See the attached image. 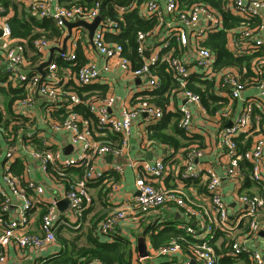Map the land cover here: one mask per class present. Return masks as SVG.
<instances>
[{
	"label": "built area",
	"instance_id": "built-area-1",
	"mask_svg": "<svg viewBox=\"0 0 264 264\" xmlns=\"http://www.w3.org/2000/svg\"><path fill=\"white\" fill-rule=\"evenodd\" d=\"M108 1L118 14L116 19L103 14ZM263 8L264 0H226L224 12L243 20L242 24H246L256 17L261 18ZM12 10L10 5L0 1V56L4 62L1 66L8 82L18 83L28 91L25 98L16 102L15 110L18 113L32 112L36 105V98L32 93L39 89V94L46 98L50 106L67 109L68 115L65 119L50 121L46 117L45 120L49 122L53 133H67L78 152L74 156L65 157L60 149H53L48 142L38 144L39 134L35 133L33 125L21 137H16L4 129L0 130L12 143L4 154L5 165L0 181L2 210L7 214L6 217L0 218V249L15 245L20 249L38 252L56 242V234L61 228L80 229L84 214L93 203L89 184L100 180L104 175L97 171L96 157H124L135 121L145 126L144 144L156 143L148 139V128L161 122L166 112L177 108L180 114L177 126L192 140H188V145L182 149H170L169 155L176 162L171 168L164 159L133 161L132 166L137 171V195L130 205L117 208L103 217L96 228L98 234L109 236L120 224L129 220V217H132L137 226H141L142 223L148 222L150 214L154 211L163 206L175 205L182 210L186 218L178 227L200 242L190 247L188 253L175 241L157 250L147 249L148 256L145 257H141L137 250L133 264H144L149 258L165 260L160 264H174L180 255L184 258L177 261V264H218V255L211 242L221 233L225 234L230 242L228 254L232 258L245 257L251 264H264V246L259 244L260 235L264 232V134L249 147L239 140L243 135L247 138L255 119L264 118V56L254 59V75L246 78L237 68L216 70V56L204 42L225 29L221 12L209 5H188L183 0H91V5L73 2L65 4L64 0H30L29 16L39 20L52 19L64 30L63 40L59 41H62L59 46L61 48L64 38L68 35L66 22L84 20L92 23L100 18L94 30L93 44L89 40L87 29L73 28L67 42V51L58 53L48 67L44 81L41 82L39 74L32 75L26 70L25 49L13 40L9 19ZM128 12H133L147 22H154L152 27L136 33L137 56L141 62L136 68L124 55V45L109 37L121 33V21ZM263 29L262 22L256 28L239 29V36H236V30L228 31V49L236 56L254 55L259 50L264 52V41L260 37ZM82 39L89 43L92 51L95 47L104 62H99L92 57L91 50L83 48L88 62L75 74L79 87L92 86L107 78L114 64L118 65L126 78L133 79V85L126 86L127 93L131 95L130 103L122 108L120 115L113 110L114 94L83 101L77 92L64 89L57 72L58 60L75 61L76 48ZM51 44L52 40L46 37L37 38L32 42L34 51L40 57ZM70 46L74 50H70ZM161 65H165L172 73L173 82L168 87L160 76L153 72L154 67ZM135 80L137 81L134 82ZM208 80L215 82L217 96L230 90L232 99L243 102L240 113L232 124L220 128L216 137L217 150L213 153L214 159L211 162L205 161L210 150L201 146L200 140L196 138L200 132L191 108L201 105V96L189 87L190 83L199 87V82ZM252 88L257 93L244 96V92ZM163 90L165 96L172 100L184 101L183 104L179 107L174 103L164 107L159 105L153 99L159 97L158 92ZM80 104L87 105L91 113L90 118L96 122L100 135H119V142L95 141L97 134L90 126V119L73 112V108ZM232 111V106L229 105L219 112L221 123L229 119ZM16 123L21 126L22 121ZM22 152L38 162L44 173L49 172L51 166L61 176L64 175L63 171L69 168H85L83 176L74 179L65 190V197L70 202L69 214L61 212L59 198L46 196L44 186L29 178L30 176L27 177V174L31 173L26 164L22 178L15 175L11 164L15 159H20L18 157ZM114 170L122 173L123 166L116 164ZM172 171L178 178V185L166 187L162 183L157 184ZM247 177L255 184L252 188L246 187ZM224 179L232 186L234 208L226 201ZM187 183L205 187L209 199L208 209L193 203L184 188ZM41 207L44 212L41 216L40 231H31L28 226L33 212ZM128 209H133V214H130ZM128 239L132 241V238ZM4 260V254L0 251V261Z\"/></svg>",
	"mask_w": 264,
	"mask_h": 264
},
{
	"label": "crops",
	"instance_id": "crops-1",
	"mask_svg": "<svg viewBox=\"0 0 264 264\" xmlns=\"http://www.w3.org/2000/svg\"><path fill=\"white\" fill-rule=\"evenodd\" d=\"M0 1L12 7L13 10L9 14L10 21L15 17L26 18L29 16L28 6L30 0ZM261 18L264 25V8L261 11ZM260 37L264 41V29L262 30V32H260ZM13 40L15 43H18V45L23 46L25 49L27 60V63L25 65L27 66L26 70L28 72H34L37 74L39 73L34 68L50 58L51 48L59 47L60 45H62V41L59 42L60 40L58 41L50 39L52 40L50 48L46 50L42 57H40V55H37L34 51L33 46L28 44L27 39L13 37ZM80 46L84 49L91 50L89 48V43L87 45L85 39H82L79 42L77 48H79ZM70 50H74V48L70 46ZM92 52V57L98 59L99 62H104V59L95 50H93ZM57 55L58 52L55 51L53 59L56 58ZM59 61L61 60H58L59 68L57 72L60 75V79L63 82V87L65 90L76 92L77 88L83 89L84 95L92 97L91 100L95 99L96 96H102L104 92L106 93V95L114 94L115 104L113 110L117 115L121 114V110L124 106L127 107L129 105L131 95L127 93L126 86L133 85V79L126 78L124 74L121 73V71L119 70L117 64H114L113 70L109 75H107V78L103 79L102 81L100 80L98 83L92 86L79 87L75 81V71L71 68L70 65H64L62 64V62ZM2 64H4V62L2 57L0 56V92H5L0 93V101L2 104V109H0V130L4 129L8 133H13L16 137L19 135L21 137L24 136V134L27 132L26 130H28L33 125V127L35 128V133L39 134L37 138L38 144H41V142H48L53 149H60L65 157L76 155L78 151L72 145L69 135L67 133H53L49 128V122L45 120L46 117L50 121L58 119L61 120L63 116L62 111L64 110V107L53 108V106H50L46 98L42 99L40 97L43 95L39 94V96L36 94L35 91L32 93V95L36 98V105L32 112L26 111L25 113H18L15 110V104L20 99H17L14 102V105H12L11 111L9 110L8 102L10 100V92L12 90H15L24 93L26 89L25 87L20 86L18 83L7 81L5 73L3 72V67L1 66ZM47 71L48 68L46 69V72ZM136 81L137 80H135L134 82ZM255 92L257 93L254 88L248 89L246 92H244V96L254 95ZM161 96L169 98L168 96H165V91ZM215 96L216 100H218L216 101V104H220L223 107L221 109L219 108L216 113L210 112L202 102L200 106L191 107L193 110L196 126L198 127V130L200 132V135H198L197 138H199V140H203L202 146L210 150V154L205 158V161L207 162H211L214 159L213 153L217 150L216 137L218 132L220 131V128L224 127L225 125L232 124V121H234L239 115L240 110L243 106V102L241 100L232 99L230 97V90L220 96ZM183 102L184 101L181 100L177 101L170 99L168 104L174 103L176 104V107H179V105L183 104ZM229 105L232 106L233 109L232 115L229 117V119L224 120V123H221V118L218 114ZM178 112L179 111L177 108H173L172 111L166 112V114L164 115V118L166 115L172 116L169 125L165 128V132H167L168 134H174L172 130V124H174L175 120L180 117V114ZM14 113L15 115H18V117L21 119V126H18L16 121H14L13 119L11 120V118L13 117L12 114ZM257 113L260 112L257 111ZM89 119L91 128L97 134L94 137V140L98 142L108 140L109 135H100L96 127V122L91 118ZM219 124H221L222 126H219ZM144 130L145 126L139 121H135L133 123L131 134L129 137V146L125 150V156L121 159L111 157L110 155L96 157L95 162L97 165V171L103 173L104 175L100 180L89 184L93 203L90 207V211L86 214V219L82 220L81 229L67 230L66 228H61L59 230L65 238L72 239L78 235L82 236L83 234H85L91 226V221L94 216H97L98 218L102 219L106 214L112 212L113 210L130 205L131 201L137 195V190L135 188V178L137 171L132 166L133 161H153L157 159H164L170 168L174 166L176 162H174L172 156L169 155L170 149L172 147H166L165 144H160L157 141L156 143L144 144ZM261 134H264V118H261L259 120L257 118L254 120L251 126L249 135L247 134V138L246 135H243V138L240 141H243L246 145V140H251V146L252 143L255 142V140ZM7 138L9 137L0 133V151L2 152V154L0 155V181L2 180V169L5 165L4 154L7 152L6 150H8V148L12 144L9 140H7ZM179 138L181 139V143H188V140L182 139L180 135H178V139ZM182 148L183 147L179 149ZM18 158L22 160L23 165L26 164L30 168L31 174L28 173L27 177L30 176L29 178L40 182L46 190V196L57 197L60 199V203L65 201L63 205L61 204L62 208L60 210L65 215L69 214L70 202L65 197V190L70 185L71 180L77 179L79 177L76 172V170L79 168H69L68 170H64V175L61 176L58 171L54 169L53 166L50 167L49 172L44 173L43 171H41L39 163L32 160L25 152H22L21 156H19ZM116 164H121L123 166L122 173H118L114 170V166ZM160 183H162L166 187H175L179 184V181L175 175V172L172 171L168 177L163 178V180L157 182V184ZM231 187L232 186L224 179V194L226 201L229 203L231 208H234L235 202L234 196H232ZM184 188L187 195L191 198V200L196 206H203L208 209L209 199L207 197V193L205 191L204 186L200 184L187 183L186 185H184ZM201 188H204V190H202ZM42 209L43 208L41 207L34 210L33 215L31 217V223L28 226L29 230L34 232L40 231V211ZM13 210L14 207H12L11 211ZM129 212L130 214H133V209H130ZM177 213L178 215H180L178 218L176 216ZM149 220H154L157 223L156 227L154 228L155 232H157L160 228L166 226L165 224L168 222L174 221V223H176L177 221H179L182 222H178L179 225H181L186 221V218L184 217L181 209H179L175 205H171L163 206L151 213ZM137 225L138 224L134 222L132 217H129V220H126L123 224H120L117 227L115 233L126 238H132L133 243H136V245L139 234H143L144 241L146 243L147 249L149 250L151 248L150 233L152 232V230L148 229V233H145L146 228L144 226ZM106 240L112 241L113 239L106 237ZM260 240L261 241L259 242V244L262 247L264 246L263 234L260 235ZM62 249V243L58 239H56V242L46 246L38 252L32 249H20L15 245H9L6 248L0 249L1 253L4 254L5 257V260L0 261V264H48L51 259L60 256ZM183 258L184 257L180 255V257L177 258L176 263L174 264H177V261H180ZM162 262H165V260H162L160 258H149L144 262V264H160Z\"/></svg>",
	"mask_w": 264,
	"mask_h": 264
},
{
	"label": "trees",
	"instance_id": "trees-1",
	"mask_svg": "<svg viewBox=\"0 0 264 264\" xmlns=\"http://www.w3.org/2000/svg\"><path fill=\"white\" fill-rule=\"evenodd\" d=\"M64 2L65 4L73 2L78 4L91 5V0H64ZM183 2L187 3L188 5H191L193 3L209 5L212 8L220 11L224 16L225 29L209 37L204 42V44L216 56V70L222 71L228 68H237L244 78L254 75L252 72L253 61L256 57L264 56L263 50H259L254 55L236 56L228 49L229 37L227 32L230 30H236V36H239L240 34H237V31L239 29H243L244 27H248L249 29L256 28L257 26L262 24V19L256 17L250 22L242 24L243 20L233 18L229 13L224 12L226 0H183ZM103 14L113 19H116L118 17V14L110 6V1L107 2V5L103 10ZM123 17L124 20L121 21V33L119 35H110L109 37L110 39L118 41L124 45V55L132 62L133 66L136 68L141 65L139 57L137 56V44L135 42L136 33L139 30H147L148 28L152 27V25H154V22H147L139 18L133 12H128ZM11 28L13 37L27 39L28 44L31 46H33V40L42 37L59 41L62 39L64 33V30L57 26V24L52 19L45 18L39 20L32 16H28L26 18L15 17L11 20ZM85 42L88 45V42ZM76 55L77 58L73 62H66L64 60L59 61L64 65H70L71 68L75 71V74L81 66L88 62V59L84 54L83 47L80 46L76 49ZM154 69L155 71L153 70V72L160 76V79H162V81L165 83V86L168 87L172 84V73L167 70L165 65L154 67ZM244 71H246V74H244ZM30 74L34 75V72H30ZM199 83V87H195L191 83L189 84V87L194 92L200 94L204 106L212 113H216L219 108H223L222 105L216 104V101L218 100H216L215 96V82L208 80L201 81ZM164 91L165 90H163L162 92H158L159 97H155V99H153L163 107L166 106L170 101L169 98L161 96L163 95ZM76 92L80 95L83 101H90L92 99V97L84 95L83 89L77 88ZM27 94V90L24 93L12 90L10 92V100L8 102L9 110L11 111L12 105H14V102L17 99H23L27 96ZM104 95H106L105 92L102 94V96L99 95V97H103ZM73 112H77L78 114L86 118L91 117V113L89 112L88 107L85 104L76 105L73 108ZM62 115L63 116L61 119H65V117H67L68 113L66 108H64V110L62 111ZM12 116L13 117L11 118V120L13 119L16 122L21 121V119L18 117V115H15V113L12 114ZM171 119V115H166L165 118L161 120V122H159L157 125L149 127L148 139L151 141H157L160 144H165L166 147L171 146L177 151L179 148L186 147L188 145L181 143V139H178V135H180L182 139L192 140V138L187 137L184 132L178 128L177 119L175 120L174 124H172V130L174 134L171 135L165 132V128L169 125ZM108 135L109 136L107 141L112 143L119 142V135ZM242 138L243 136L239 140H241ZM202 142L203 140H200L201 146L203 145ZM245 143V146L249 147L251 144V140H246ZM48 148L50 147H47V149ZM11 169L15 173V175L22 178L24 165L21 159H15L11 164ZM84 170L85 168H79L76 170L79 177L83 176ZM72 181L73 180H71V182ZM253 186H255V184L247 177L246 187L250 188ZM201 189L204 190V188ZM2 206L3 199L0 196V218L7 216V214H5L6 212L2 210ZM89 211L90 208L84 214V220L86 219V214ZM43 212L44 208L40 211V216H42ZM100 220L101 218L94 216L91 221V226L89 227L87 232L82 236L78 235L72 239L65 238L60 233V231H58L56 236L57 239L62 243L63 249L60 253V256L51 259L48 264H97L96 262H99L101 264H133V259L135 253L137 252L136 244H134L130 239L118 235L117 233H115V231L107 236L113 240H106V237L98 234L96 229ZM156 225L157 223L154 220H148L145 225L143 223L141 225L146 228L145 233H148V229L152 230V232L150 233L152 250H157L159 247L175 241L179 242L182 246L183 251L188 253L190 247L200 242V240L196 239L191 234H188L182 228H179V223L177 224V222H168L166 226L160 228L157 232H155L154 229ZM211 244L216 254L218 255V264H251L248 258H232L228 254V245L230 244V242L228 241L225 234H218L216 239L212 240Z\"/></svg>",
	"mask_w": 264,
	"mask_h": 264
},
{
	"label": "water",
	"instance_id": "water-1",
	"mask_svg": "<svg viewBox=\"0 0 264 264\" xmlns=\"http://www.w3.org/2000/svg\"><path fill=\"white\" fill-rule=\"evenodd\" d=\"M100 18H97L94 22L92 23H88L84 20H77L75 22H66L65 25L67 27V30H68V35L64 38V42H63V46L62 48H59V47H52L51 48V54H50V58L41 63L40 65L36 66L34 69H36L38 71V73L41 75V82L44 81L45 77H46V69L50 66V64L52 63L53 61V55L56 52L58 53H64L67 51V42L69 40V38L71 37L72 35V30L73 28H78V27H83L85 29H87L89 31V40L92 43V38H93V34H94V30L96 29L97 25H98V22H99ZM94 50L97 52V50L95 49V47H93ZM39 88V87H38ZM36 94L39 95V89L36 90ZM40 96V95H39ZM42 99H45L44 96H40ZM231 125V124H229ZM65 201L61 202L59 204V207L60 209L62 208L61 207V204L63 205ZM264 235V232L261 233ZM137 250L140 254L141 257H145V256H148V251H147V246H146V243L144 241V236L143 234H139L138 238H137Z\"/></svg>",
	"mask_w": 264,
	"mask_h": 264
},
{
	"label": "rangeland",
	"instance_id": "rangeland-1",
	"mask_svg": "<svg viewBox=\"0 0 264 264\" xmlns=\"http://www.w3.org/2000/svg\"><path fill=\"white\" fill-rule=\"evenodd\" d=\"M1 107H2V104H1V101H0V108H1ZM176 216H177V218H178L180 215H178V213H177ZM178 222H179V221H177V223H178ZM179 223H182V222H179ZM166 224H167V223H166ZM166 224H165V225H166ZM67 230H72V229H67ZM72 236H74V235H72ZM149 250L152 251L151 248H150Z\"/></svg>",
	"mask_w": 264,
	"mask_h": 264
}]
</instances>
